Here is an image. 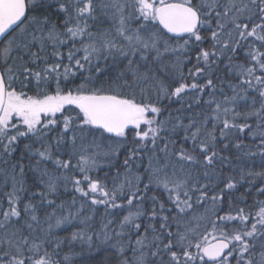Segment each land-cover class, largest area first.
I'll return each mask as SVG.
<instances>
[{
  "label": "snow or ice",
  "instance_id": "6c2138e0",
  "mask_svg": "<svg viewBox=\"0 0 264 264\" xmlns=\"http://www.w3.org/2000/svg\"><path fill=\"white\" fill-rule=\"evenodd\" d=\"M0 264H264V0H0Z\"/></svg>",
  "mask_w": 264,
  "mask_h": 264
},
{
  "label": "trees",
  "instance_id": "16d2710c",
  "mask_svg": "<svg viewBox=\"0 0 264 264\" xmlns=\"http://www.w3.org/2000/svg\"><path fill=\"white\" fill-rule=\"evenodd\" d=\"M257 160H258V158H257ZM62 235H63V233H62ZM77 251H79V248L77 247V249H76Z\"/></svg>",
  "mask_w": 264,
  "mask_h": 264
}]
</instances>
